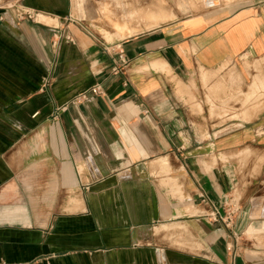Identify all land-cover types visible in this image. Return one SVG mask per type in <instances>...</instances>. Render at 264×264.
<instances>
[{"label":"crops","instance_id":"obj_1","mask_svg":"<svg viewBox=\"0 0 264 264\" xmlns=\"http://www.w3.org/2000/svg\"><path fill=\"white\" fill-rule=\"evenodd\" d=\"M73 2L0 14V264H264V0H163L108 46Z\"/></svg>","mask_w":264,"mask_h":264},{"label":"rangeland","instance_id":"obj_2","mask_svg":"<svg viewBox=\"0 0 264 264\" xmlns=\"http://www.w3.org/2000/svg\"><path fill=\"white\" fill-rule=\"evenodd\" d=\"M154 2L152 0H81L80 8L78 9L75 3H72V19L98 43L108 46L114 41L120 40V38L112 37L109 39L106 32L114 34L119 27L127 31L128 26L124 23L116 25L117 21L128 22L136 30V33L152 29L151 24L140 22L148 20L146 16H149L151 10H153L152 12L163 13V8L167 5L163 0H158V2L154 0ZM194 3H197V6L198 3L203 5L202 0H176L175 9L172 10L171 8L169 13H174L175 18L189 14L194 11ZM151 4H158L159 7L152 9ZM86 8L93 9L94 12L91 15H87L84 12ZM156 19H160V17ZM254 100L255 98L252 102ZM259 106L257 102L253 105H243L244 108L247 109L249 107L253 112H256Z\"/></svg>","mask_w":264,"mask_h":264},{"label":"built area","instance_id":"obj_3","mask_svg":"<svg viewBox=\"0 0 264 264\" xmlns=\"http://www.w3.org/2000/svg\"><path fill=\"white\" fill-rule=\"evenodd\" d=\"M18 2L19 0H0V14L2 12L14 9L17 6ZM23 17H24V14L19 13V18L21 19ZM116 61H117V64L115 63V67L113 68L114 73L121 72L124 66L128 64V60L126 59L124 54L121 52L117 54ZM49 84H50V79L46 78L43 80L42 86L47 87ZM88 92L94 96H99L102 94V87L101 85L96 84L90 90H88ZM83 97H85V94L79 96L74 101L77 102L79 98H83ZM229 215H232V212H230L228 216ZM226 219L230 223V217H227ZM213 221H223V217L216 210H215V213H213Z\"/></svg>","mask_w":264,"mask_h":264},{"label":"bare ground","instance_id":"obj_4","mask_svg":"<svg viewBox=\"0 0 264 264\" xmlns=\"http://www.w3.org/2000/svg\"><path fill=\"white\" fill-rule=\"evenodd\" d=\"M179 2V1H178ZM159 7V6H158ZM162 7V6H161ZM151 12V11H150ZM162 12V11H161ZM158 13V12H157ZM47 18V17H46Z\"/></svg>","mask_w":264,"mask_h":264}]
</instances>
